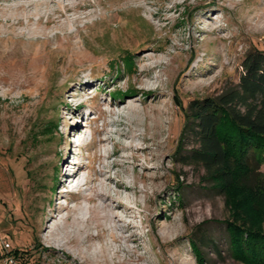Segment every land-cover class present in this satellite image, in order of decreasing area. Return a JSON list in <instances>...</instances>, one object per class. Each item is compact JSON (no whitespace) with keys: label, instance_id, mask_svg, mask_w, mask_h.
<instances>
[{"label":"rangeland","instance_id":"rangeland-1","mask_svg":"<svg viewBox=\"0 0 264 264\" xmlns=\"http://www.w3.org/2000/svg\"><path fill=\"white\" fill-rule=\"evenodd\" d=\"M80 1L95 7L68 13H90L70 24L75 37L31 45L26 25L0 37V262L249 264L234 256L229 225L264 229V151L249 158L257 171L223 191L187 158L197 143L189 105L237 88L246 55L264 52V0ZM77 126L81 139L69 137ZM107 136L121 144H102ZM67 158L84 171L78 192L60 185ZM104 183L117 199L105 224L120 241L76 238L66 212L91 207Z\"/></svg>","mask_w":264,"mask_h":264},{"label":"trees","instance_id":"trees-1","mask_svg":"<svg viewBox=\"0 0 264 264\" xmlns=\"http://www.w3.org/2000/svg\"><path fill=\"white\" fill-rule=\"evenodd\" d=\"M242 65L244 71L237 88L219 98L189 105L197 143L187 158L194 165L203 166L207 176L220 178L223 191L257 171L258 165L253 166L249 158L252 153L255 156L257 151H264V52L253 49ZM247 214L245 223H250ZM229 230L237 259L264 264L263 228L242 229L232 224Z\"/></svg>","mask_w":264,"mask_h":264},{"label":"bare ground","instance_id":"bare-ground-1","mask_svg":"<svg viewBox=\"0 0 264 264\" xmlns=\"http://www.w3.org/2000/svg\"><path fill=\"white\" fill-rule=\"evenodd\" d=\"M0 1H8L9 3H12L11 6H9L8 8H2L0 6V11L5 17L4 19L1 17L2 15L0 16V37L3 35L2 32L7 33L8 35L7 37H5L6 41L7 40L11 41V39L14 37L16 33L15 32L16 27L26 25L31 27L30 28L31 37L28 38L29 40L28 42L31 45H36L40 47L41 44L46 45L54 41L55 39H59L63 34L68 35L70 37H75L77 33L69 29L70 24L81 21L83 17L86 18L89 17L90 13H86L85 14L86 16L78 17L75 20H71L69 16H67L68 13L70 12L77 13V11H79L80 9H89L95 7L92 3L88 1L81 2L80 0H27L26 3H21L19 1L17 2L16 0H0ZM44 50L46 51L47 49ZM34 52L36 55H38L40 53L39 48L37 47L34 50ZM35 58H37V56ZM81 86H82L81 91L82 92L85 91V87L89 86L88 81L85 80V82H83ZM66 107L71 110L74 108L70 104H67ZM112 107L113 108H111L109 111V113H111L110 116L114 118L112 124L114 126H122L123 118L125 116L124 112L117 110L115 106ZM118 108H120V106H118ZM84 133L85 130L80 126H77L72 130L69 137L74 134V136L76 135L77 137H79V139H81ZM118 133L120 135L123 134V132H118ZM102 142H104L102 144H105L107 142H112L116 145L120 143L117 139L115 140L113 136H107L103 138ZM68 145L69 148H67V154H69V152H72V148L74 147L75 144L73 145V143L69 141ZM105 153L107 157H110V154L107 151ZM77 163L76 161L73 162L68 158L66 159V165L69 166L70 172L64 175L66 178L60 183V185H63V187H67V188L72 187V190L75 192H78L79 188L82 185L80 184V180H82V178L84 177L83 175L84 171L81 170V167H79ZM62 170L63 168H61L60 171L62 172ZM125 183L119 181L118 183L119 188H124L127 190L128 186ZM110 192H111L110 188L106 185V183H104L103 186L99 188H94L93 193L90 194V196L86 199L89 203L90 202L93 203L91 207L79 206L76 207V209L74 210L70 209L68 210V212H66L67 215L64 218L66 220L68 219L71 220L72 226H76V229L78 230L76 238H78V235L84 234L86 239L92 241L101 235L110 233V235L115 240L120 241L121 237L119 236L117 237L116 234L113 233V231H111V228L105 224L107 220H111L109 218H114V216H110L108 213H106L105 209L107 207H112L115 204H117V199ZM115 194H118V192H115ZM124 208L125 210H128L129 206L127 204L126 205L124 204ZM63 214H64L63 212H60V214L57 215L58 218L62 217ZM91 222H94V227L99 230V233L97 235L91 233L92 229L91 227H89V224ZM129 226L130 225L123 224L122 228L124 227L126 228ZM69 237H71V234ZM53 241L54 242L52 245L55 248H61L64 245L63 237H58ZM107 248H108L107 245L104 246L102 251L106 255H109Z\"/></svg>","mask_w":264,"mask_h":264},{"label":"built area","instance_id":"built-area-1","mask_svg":"<svg viewBox=\"0 0 264 264\" xmlns=\"http://www.w3.org/2000/svg\"><path fill=\"white\" fill-rule=\"evenodd\" d=\"M0 264H16L15 260L12 259L11 257H7L3 259Z\"/></svg>","mask_w":264,"mask_h":264}]
</instances>
